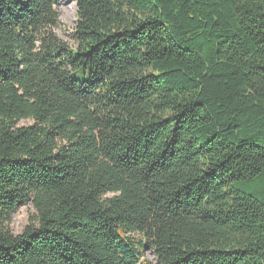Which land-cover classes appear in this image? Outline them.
Segmentation results:
<instances>
[{
  "label": "trees",
  "instance_id": "obj_1",
  "mask_svg": "<svg viewBox=\"0 0 264 264\" xmlns=\"http://www.w3.org/2000/svg\"><path fill=\"white\" fill-rule=\"evenodd\" d=\"M57 5L0 0V264H264V0Z\"/></svg>",
  "mask_w": 264,
  "mask_h": 264
},
{
  "label": "rangeland",
  "instance_id": "obj_2",
  "mask_svg": "<svg viewBox=\"0 0 264 264\" xmlns=\"http://www.w3.org/2000/svg\"><path fill=\"white\" fill-rule=\"evenodd\" d=\"M57 10L59 13L60 24L54 30L58 37L74 46L73 29L76 23V0H58ZM21 125L30 123L29 120H21ZM35 220V209L31 202L18 206L12 213L10 228L14 234H19L24 227ZM145 257L149 260H155L153 253L146 249Z\"/></svg>",
  "mask_w": 264,
  "mask_h": 264
}]
</instances>
